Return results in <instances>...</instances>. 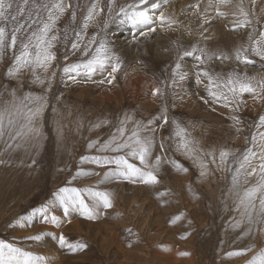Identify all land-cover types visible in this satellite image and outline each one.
Listing matches in <instances>:
<instances>
[{
    "label": "rangeland",
    "instance_id": "374dc122",
    "mask_svg": "<svg viewBox=\"0 0 264 264\" xmlns=\"http://www.w3.org/2000/svg\"><path fill=\"white\" fill-rule=\"evenodd\" d=\"M10 2V13L17 19L6 25L9 36L14 24H24V27L17 33L15 49L6 47L0 55V106L11 100L13 91L17 98L26 93L45 96L48 104L41 119L43 137L38 143H33L31 139H10L7 131L0 139V240L34 256L44 257L50 264H247L252 256L264 249V232L259 230L264 226L252 225L251 234H246L249 228L247 220L236 210V192L242 194L244 189L255 185L257 176L248 177L245 183L241 174L239 188L234 189L232 184V175L238 166L233 157H241L251 146L250 137L256 131L253 125L264 114V99L257 100L252 94L245 93L240 98L239 110L233 111L235 105L224 107V101H213L206 88V78L202 77V82L196 83L197 71H207L213 76L220 74L225 79L229 73H239L255 77L252 81L254 85L264 80V60L249 53L252 63L245 65L234 57L236 48L248 44L249 33L259 38V32L264 31V15L260 17L258 12H250V18L255 21L252 26L235 30L234 33L246 35L244 43L233 36V42L224 41L213 49L196 39L187 41L186 45L183 35L172 42L166 40L162 49L152 50L155 49L153 46L151 49L145 45L152 44L154 37L141 35L134 39L131 35L157 24L160 9L166 6L163 3L159 11H153L155 20L152 26L133 27L129 22L125 23L127 20L119 14V7L133 0H115L111 16L107 11L108 0H99L98 7L104 11L90 22L85 31L82 29L83 19L88 6L95 0H64L71 8L56 24L59 39L52 49L56 54L55 61L47 72L37 69V74L45 80L44 84H40L33 82L35 77L28 68L15 77H9L7 71L15 63L21 42H27L32 31L40 25V20H47L43 7L33 8V5H50L52 0H29L23 14H18L23 0ZM73 11L75 21L72 20ZM29 13L32 14L31 20L28 19ZM201 15L203 18L198 19L197 16V19L205 24L203 19L206 18ZM207 16L208 24L215 20ZM32 20L36 23L33 24ZM119 24L128 30L126 35L137 45L131 54H122L123 48L116 45ZM193 28L197 31L195 33L201 34L200 27ZM185 29L189 28H184V33ZM76 31L84 32L83 40L79 50H72ZM65 35L67 41L64 40ZM93 35L97 44L104 39L110 52L119 58L121 67L113 74L115 79L111 84L107 83L111 78L108 76L110 67L103 73H93L91 80L81 75L74 81L62 72L65 65L90 58L92 52L84 56L83 48ZM193 46L204 48L210 55L224 53L230 58H205L201 64L194 56L183 57L179 60L180 71L187 73L186 78L180 81L178 76L175 77L177 83L173 85L172 73L178 56L190 51ZM91 47L94 49L96 45ZM52 72L56 74L55 79H51ZM101 80L105 82L99 83ZM156 88H161L162 94L154 96L152 92ZM165 108L167 123L163 119ZM125 116L131 117L126 125V136L131 134L137 121L141 127L152 122L149 130L142 131L141 136L153 139L150 161L154 163L156 157L161 159L156 172L158 183L155 185L129 182L123 178L99 183L103 174L115 166L81 163L82 157L111 158L120 154L101 152L98 148L116 132ZM232 116L238 118L239 124ZM97 124L101 126L95 127ZM177 124L185 129V139L191 141L195 149L191 157L180 147L183 141L175 134ZM237 128L240 130L237 131ZM94 141L98 143L90 149L88 145ZM221 150L230 153L229 162L225 164H220ZM128 159L140 166L138 160ZM202 163L204 168L200 166ZM258 163V160L254 161V166ZM176 165L187 171L178 170ZM78 171L99 175L77 177ZM202 171L204 175H201ZM62 187L107 191L112 207L101 208V215L96 220L84 218L79 211H72L65 217L59 205L48 207L45 216L40 209L49 205ZM160 193L166 195L160 196ZM53 215L62 221L60 227L48 222ZM178 215L182 219L172 223ZM237 221L243 222L240 227L234 228ZM40 234L43 235L40 241L28 239ZM61 235L69 243H83L86 248L75 253L67 247L61 248L58 243ZM250 246L252 251L246 255H228ZM181 253L188 255L182 256Z\"/></svg>",
    "mask_w": 264,
    "mask_h": 264
},
{
    "label": "snow or ice",
    "instance_id": "6c2138e0",
    "mask_svg": "<svg viewBox=\"0 0 264 264\" xmlns=\"http://www.w3.org/2000/svg\"><path fill=\"white\" fill-rule=\"evenodd\" d=\"M29 0H23V6L18 9V14H23L24 6H27ZM161 2L164 5L169 3V0H133L125 6L119 7V14L127 20L133 27L151 25L154 23L153 10L161 8ZM233 0H208L209 6H214L216 15L218 17H224L225 12L220 10V6H227L231 4ZM250 3L255 5L256 0H250ZM115 0H108V14L111 16L113 5ZM245 0H238L235 4L236 12L232 13L236 17L233 21L232 30L246 28L252 26L253 21L250 18L249 11L245 10ZM99 0H95L87 8V13L83 19L82 29L87 30L90 22L97 17L103 8H99ZM43 7L47 12V20H40V25L36 30L32 31L31 35L27 38V42H21L20 52L15 56V63L7 71L9 77H15L21 70L28 68L33 72L35 77L34 83L44 84L45 80L37 74V69L47 72L51 67L52 62L56 59V54L52 49L55 47V42L59 39L58 32L55 31L56 24L63 16V14L71 8L70 4H65L64 0H52L51 4L33 5V8ZM197 10L200 8L199 0L192 6ZM12 9V3L10 0H0V55L3 54L6 47L15 49L17 44V33L21 31L24 24H14L9 36L6 25L10 21H16L17 16L10 13ZM206 11V9H205ZM31 13H29L28 19L31 20ZM38 16V14H37ZM39 18V17H38ZM203 18V17H202ZM72 20L75 21V12L72 13ZM159 20L161 25H167L168 28H172L177 24V21L171 17H165L161 11L159 14ZM208 21L205 19V23ZM35 24L36 21L32 20ZM107 26V22H105ZM150 31H155L154 28H150ZM66 31V30H65ZM255 31V28H253ZM147 33L141 31L140 35H146ZM84 32L76 31L74 33V39L71 43L72 50H79L81 47V41L83 40ZM259 38L254 37L251 33L248 35V44L238 47L234 50V57L237 61L244 63L245 65L252 63L248 58V54H254L261 60H264V31L259 32ZM68 37L65 35L64 40L67 41ZM91 45H96L93 49ZM89 52L92 55L86 61L76 62L70 65H65L62 68L64 76L68 79L75 81L76 77L81 75L91 80L93 73L100 71L103 73L110 67L108 76L111 77L107 80V83L111 84L115 79L114 73L117 72L121 65L119 58L110 52L107 42L104 39H100L97 44V38L95 35L91 37L88 45L83 48V55L88 56ZM198 53V54H197ZM194 56L195 60L201 64L207 60L216 59H229L230 57L224 53L211 55L204 49L193 46L190 51H184L178 56V61L173 69L172 84L175 85L178 76L180 81L186 78L187 73L181 72V64L179 60L183 57ZM67 59V57H65ZM75 74V75H72ZM55 72H52L51 79H55ZM196 83L202 82V77L207 79L206 88L208 94L213 98L214 102L224 101V107H231L233 111L239 110L241 97L245 93H250L257 100L264 99V80H261L258 85H254L252 81L255 77L241 76L239 73H229L227 78H223L220 74L215 76L211 75L207 71H197ZM64 77H62L63 79ZM104 80L99 83H104ZM215 89V90H214ZM154 96L162 94L161 88H156L152 93ZM11 100L5 101L0 106V139L4 137L6 131L8 132L10 139H31L33 143H38L43 137V130L41 119L48 101L45 96L33 95L32 93H26L23 97L17 98L15 92L11 94ZM207 103V101H205ZM165 115L163 117L164 122L167 123V109H164ZM237 124L239 120L236 116L231 117ZM131 120V117L125 116L123 120L119 122V126L116 132L105 141L98 151L101 152H114L120 153L115 157H82L81 163L91 162L97 166H109L114 165V168H110L109 171L103 174V178L99 183H103L109 179H121L129 182H142L145 185H155L158 183L156 172L161 165L160 157H156L155 162L152 163L149 159L151 148L153 145V139L148 136H141L142 131H148L151 121L147 125L141 127L139 121L136 122L135 128L131 130V134L126 136L128 131L126 128L127 123ZM102 123H107L103 121ZM100 124L95 127H100ZM176 136L180 137L183 143L180 147L184 148L186 154L191 157V154L195 149L191 146L192 142L185 139V129L181 128L177 124ZM256 129L250 137L251 146L246 149L241 157H233V160L238 163L235 171L232 175V184L234 189L239 188L241 174L245 177V183H247L248 177L253 175L257 176V182L255 185L236 192L238 197L237 211L241 212L242 217L246 218L249 228L246 230V234H251L252 225L264 226V114L259 116L258 121L253 125ZM240 129L237 128V131ZM98 141L91 142L88 147L91 149L96 146ZM211 155V153H209ZM230 153L226 150H221L219 153L220 164H225L228 161ZM128 157L133 160H138L139 165L129 162ZM259 161L258 165L254 166V161ZM213 162L215 157L213 156ZM201 168H204L202 163ZM178 170L187 171L182 169L179 165H176ZM248 169H251L248 171ZM205 173L202 171L201 175ZM99 175V173L82 172L78 171L76 176H90ZM76 177H74L75 179ZM160 196L166 195V193H160ZM87 201H90L87 202ZM258 202V205H257ZM59 205L63 209L65 217L70 215L72 211H79L80 215L88 220H96L100 215V209H109L112 207V200L110 193L107 191L98 190V188H85L77 189L75 187H62L55 193V198L49 203V205L40 209V211L47 216L48 207ZM182 219V216H176L172 219V223ZM49 223L60 227L62 221L55 215L51 216ZM243 221H237L233 226L234 228L240 227ZM24 226V225H22ZM264 232V227L259 229ZM131 233V229L128 230ZM186 238V237H182ZM33 241H40L43 239V235H35L28 237ZM59 246L61 248L67 247L70 252H77L86 248L83 243H69L63 235L59 237ZM131 243L129 247H131ZM252 251V247L241 250L240 252H231L229 257L246 255ZM180 255L186 256L188 253H181ZM0 264H50L44 257L34 256L30 252H26L19 247H16L12 243H8L4 240H0ZM247 264H264V249L258 251L252 258L247 261Z\"/></svg>",
    "mask_w": 264,
    "mask_h": 264
},
{
    "label": "bare ground",
    "instance_id": "6f19581e",
    "mask_svg": "<svg viewBox=\"0 0 264 264\" xmlns=\"http://www.w3.org/2000/svg\"><path fill=\"white\" fill-rule=\"evenodd\" d=\"M197 2H198V0H169V3L165 7L163 6V8L160 9V10L163 12V14H164V16L166 18L167 17H171V18L175 19L177 21V24L173 25L172 28L170 29V28L167 27L166 24L165 25H161V22H160L159 17H158L156 19L158 21L157 24H155L154 26L151 25L152 27H145L146 28L145 30L142 29L143 32L147 33L146 35H151V38L154 37L152 44L145 45L146 48H151L152 49V46H153V48H155V49H152V50L162 49L163 46H164V42L166 40H171V42H172L173 40L181 39L183 37V35H184L185 40H186V45H187V41L196 39V40L203 41L204 43H206L204 45L205 47L207 46V47L213 48V49L214 48L215 49L218 48L219 45L222 42H224V41H232L233 42V36H235L236 39L239 42H241V43L246 42V35L245 36H242V33H234L235 30H232L233 21L236 20V17L234 15H232V13H234V12L237 11V9L235 7V4L238 2V0H233V2L231 4H229V5H227V6L221 5L220 6V10L223 11V12H225L226 15L224 17H218L217 16L216 18H214L216 16L215 15V13H216L215 7L214 6H209L208 0H199V3H200L199 10H197L195 7H192ZM244 7H245V10L246 11H249V13L250 12H258V15L257 16H260V17L262 15H264V0H256L255 5L251 4L250 3V0H245ZM205 9H206V11H205ZM158 11H159V9H158ZM160 12H159V14H160ZM201 14H203L206 19H208L207 18L208 17L207 14H208L209 15V18H212V20L213 19H215V20L213 22L211 21L209 24H208V22H207V24L206 23L203 24L204 21L203 22L201 21L202 23L198 21V19H200L201 17H203ZM211 15H213V16H211ZM203 20H205V19H203ZM207 21H209V19ZM252 21H254V20H252ZM117 22H119V20ZM125 23H128V22H125ZM120 24L117 26V33H118L117 36L118 37H117L116 45H120L123 48L122 54H126V53L131 54L134 51V49L137 48V45L133 44L130 41L129 36L126 35V33H127L128 30H126L125 28H123L124 26L122 27ZM193 26H197L198 28L200 27L199 28V29H201V34L200 35H198L197 33H195L197 31L193 28ZM127 27H129V26L127 25ZM130 28H131V26H130ZM150 28H154L155 31H150L149 30ZM184 28H187V29L189 28L190 29V30L188 29L187 31L185 29L186 32H189L188 35L185 34L186 32L184 33V30H183ZM139 29L141 30V27ZM191 30H193V31H191ZM133 32H135V31H133ZM213 32H214V34L211 37V35H212ZM128 34H130V32ZM131 36L134 39H137L138 36H141L140 35V31H139V33L137 35H134V33H133ZM210 37H211V39H210ZM171 42H170V44H171ZM183 42H184V40H183ZM165 46H167V45H165ZM151 49H150V51H151ZM164 49H166V48H164ZM213 49H212V51H213ZM146 51L148 52V50H146ZM155 53H157V51ZM214 64H216V62H214ZM152 85H154V83ZM136 86H135V88H136ZM149 91H151V89ZM128 93H126V94H128ZM137 97H139V96H137ZM110 98L112 99V97H110ZM104 100H102V101H104Z\"/></svg>",
    "mask_w": 264,
    "mask_h": 264
}]
</instances>
